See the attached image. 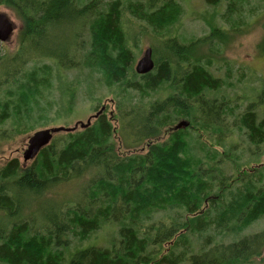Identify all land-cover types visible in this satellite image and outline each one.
Wrapping results in <instances>:
<instances>
[{
	"label": "trees",
	"instance_id": "1",
	"mask_svg": "<svg viewBox=\"0 0 264 264\" xmlns=\"http://www.w3.org/2000/svg\"><path fill=\"white\" fill-rule=\"evenodd\" d=\"M243 2L229 0L223 21ZM0 7L19 21L15 52L0 55V127L12 125L5 138L70 117L81 93L97 101L94 114L104 107L85 129L54 135L28 166L14 158L0 168V264H264V227L247 231L264 221V83L236 112L222 94L233 85L210 71L235 25L212 20L207 35L182 41L171 33L178 0ZM130 20L158 39L160 58L150 47L154 68L145 75L133 69L145 32L127 29ZM258 47L264 52V37ZM182 119L189 126L171 131ZM83 178L67 201L53 198L54 188ZM110 224L108 247L81 248Z\"/></svg>",
	"mask_w": 264,
	"mask_h": 264
},
{
	"label": "rangeland",
	"instance_id": "2",
	"mask_svg": "<svg viewBox=\"0 0 264 264\" xmlns=\"http://www.w3.org/2000/svg\"><path fill=\"white\" fill-rule=\"evenodd\" d=\"M182 4L183 12L179 21L171 29L173 35H177L182 41L190 40L191 38H197L207 35L209 31L208 23L214 20V23L218 26L229 30V25L232 23L235 25L236 33H231L232 37L224 46L219 47V53L214 59L210 71L211 73L222 79H227L228 83L232 84L233 87L223 92L229 100L238 104V111H242L246 108L247 104L255 100L256 94L261 90L264 83V52L259 49L258 45L264 37V0H244L242 3L241 14L234 15L231 18V23L224 22L222 15L225 14L227 4L229 0L221 1L216 7L208 6L205 0H178ZM0 13L6 14L10 22L13 24V33L11 34L8 41L0 43V55L13 54L17 48V33L19 27V21L14 14L0 7ZM131 19L129 15L126 16V20ZM131 23H127V29H131V32L138 33L139 31L145 32V35L139 36V48L134 50L137 57L133 64L142 55V52L146 48L155 47L157 48L156 54L160 58V51L158 50L159 44L158 39L149 31L148 28L144 30L138 27V23L130 20ZM133 24V25H132ZM139 52V55H137ZM228 67L230 68L229 70ZM228 71H231L227 76ZM73 75V74H72ZM71 78V75L69 76ZM56 79H53V85L56 84ZM227 82V81H226ZM105 94V90H102ZM215 94V93H214ZM216 95V94H215ZM52 96L55 100L53 109L59 102V92L56 90L52 91ZM165 98L160 96V99ZM97 101L85 98L81 93L78 97L76 104V110L69 117H61L62 119L56 121H48L46 126L40 127L37 125L35 131L52 129L58 127L69 128L77 122H85L88 118L94 115V112L98 109L95 104ZM44 104V102H43ZM101 105L106 106V113L109 114L114 111L113 103H110V99L106 98L101 100ZM258 113L264 117V109H258ZM51 116V114L49 115ZM50 120V119H48ZM179 121V120H178ZM46 121L42 120L41 125H44ZM47 123V122H46ZM176 123V122H175ZM233 125V120L230 121V126ZM12 125L8 121L0 127V168L6 164L10 159H17L22 166H28L31 161L23 162L22 153L26 149L28 137L32 134L9 136ZM17 135V134H16ZM122 137V136H121ZM120 136L116 137V144L120 152L128 151L126 145L120 143ZM165 135L162 134V140L165 139ZM240 145H243L241 139L236 138ZM130 141V139H129ZM138 146L136 149H140ZM264 148V146H263ZM248 155L244 152V156ZM230 169V166H226ZM230 171V170H229ZM85 178L80 180H73L66 184H61L57 188L53 189V198H59L58 202L67 201L68 196L77 194L80 190V186ZM74 200V199H73ZM54 205L58 206V203L53 202ZM115 225L110 224L105 226L95 236L89 238L81 244V248L86 247H108L109 240L115 233ZM264 227V221L258 222L256 226L249 228L247 231L253 233ZM246 231V232H247ZM264 256V252H263ZM67 260V258H66Z\"/></svg>",
	"mask_w": 264,
	"mask_h": 264
},
{
	"label": "water",
	"instance_id": "3",
	"mask_svg": "<svg viewBox=\"0 0 264 264\" xmlns=\"http://www.w3.org/2000/svg\"><path fill=\"white\" fill-rule=\"evenodd\" d=\"M13 24L10 22L6 14L0 13V43L8 41L11 34L13 33ZM154 68V62L152 60V50L151 48H146L143 50L142 55L137 60L134 66V72L137 75H145L151 72ZM104 110V107H101L98 112L88 118L85 122H77L72 127L64 128H52L44 129L33 132L27 140L26 149L22 153L23 162L32 161L39 151L46 147L52 140L53 136L58 133H67L73 132L77 128L85 129L90 125V123L96 119ZM189 126V123L185 120H180L172 128L171 131L175 132L178 130H184Z\"/></svg>",
	"mask_w": 264,
	"mask_h": 264
},
{
	"label": "bare ground",
	"instance_id": "4",
	"mask_svg": "<svg viewBox=\"0 0 264 264\" xmlns=\"http://www.w3.org/2000/svg\"><path fill=\"white\" fill-rule=\"evenodd\" d=\"M123 49V48H122ZM126 51V50H125ZM124 52V51H123ZM136 64V63H135ZM135 66V65H134ZM182 120H185V119H182ZM185 121H187V120H185ZM179 122V121H178ZM188 122V121H187ZM189 123V122H188ZM67 147V146H66Z\"/></svg>",
	"mask_w": 264,
	"mask_h": 264
}]
</instances>
